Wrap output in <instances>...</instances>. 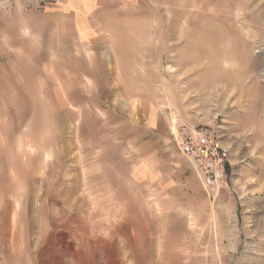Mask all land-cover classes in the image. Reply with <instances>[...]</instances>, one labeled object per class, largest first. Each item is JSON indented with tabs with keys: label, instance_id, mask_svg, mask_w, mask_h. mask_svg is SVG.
Here are the masks:
<instances>
[{
	"label": "rangeland",
	"instance_id": "374dc122",
	"mask_svg": "<svg viewBox=\"0 0 264 264\" xmlns=\"http://www.w3.org/2000/svg\"><path fill=\"white\" fill-rule=\"evenodd\" d=\"M87 4L99 56L75 98L89 106L0 98V264H109L119 242L123 259L135 254L136 239L138 258L264 264V0ZM177 120L220 135L228 185L202 184L174 140ZM227 191L249 227L233 251L211 247Z\"/></svg>",
	"mask_w": 264,
	"mask_h": 264
},
{
	"label": "crops",
	"instance_id": "0c3cea01",
	"mask_svg": "<svg viewBox=\"0 0 264 264\" xmlns=\"http://www.w3.org/2000/svg\"><path fill=\"white\" fill-rule=\"evenodd\" d=\"M88 7L90 5L87 4V0H14L13 2L0 0V82H2L0 98L2 101L6 99L4 92L12 89L13 97L16 96L20 100L18 105L24 107H37L43 103L48 106L86 103L89 106L88 100L87 102L83 99L81 102L77 100L80 97L85 98L82 89H90L93 63L91 58L95 59L99 56L95 52L90 53L87 45L93 37L90 34ZM10 74L14 76L11 77ZM25 74L30 76H21ZM26 88L44 89L56 99L45 97L40 102L36 101L35 94L26 93ZM32 111L34 116L38 114L36 108ZM34 116H32L33 120H38ZM234 205L228 191L223 192L215 207L214 228L218 238L215 243H211L212 248L216 244V248L226 251L238 250L242 242L241 235L249 232V227L246 229L244 224L243 227L239 226ZM198 228L193 229L194 235L197 234ZM146 240V247L149 243L152 245V242H148L150 241L148 237ZM196 243L195 241L194 244ZM140 246L136 239L130 246V250H135V254L123 259L121 242H119L117 256L108 263L190 264L191 259L165 253H161L160 257L138 258L136 252ZM181 248L180 243L179 249ZM183 250H186L184 244ZM98 264L105 263L100 261Z\"/></svg>",
	"mask_w": 264,
	"mask_h": 264
},
{
	"label": "built area",
	"instance_id": "2783aa9c",
	"mask_svg": "<svg viewBox=\"0 0 264 264\" xmlns=\"http://www.w3.org/2000/svg\"><path fill=\"white\" fill-rule=\"evenodd\" d=\"M172 129L177 147L190 160L202 184L216 190L228 185L231 150L220 135L183 120L174 121Z\"/></svg>",
	"mask_w": 264,
	"mask_h": 264
}]
</instances>
